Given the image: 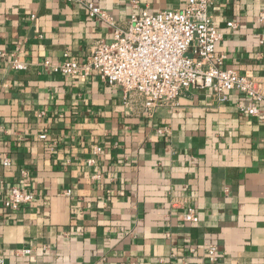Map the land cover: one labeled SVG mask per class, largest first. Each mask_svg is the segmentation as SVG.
I'll return each mask as SVG.
<instances>
[{"label":"crops","instance_id":"crops-1","mask_svg":"<svg viewBox=\"0 0 264 264\" xmlns=\"http://www.w3.org/2000/svg\"><path fill=\"white\" fill-rule=\"evenodd\" d=\"M89 1L123 23L187 0ZM262 10L264 0H214L223 67L264 77ZM111 31L75 2L0 0L1 264H264V105L244 115L237 92L222 101L191 87L148 116L95 72L66 77L43 64L64 51L82 60ZM11 52L26 69L11 67ZM12 185L34 197L7 211L1 200ZM188 207L196 222L182 219ZM26 247L35 251L15 252Z\"/></svg>","mask_w":264,"mask_h":264},{"label":"built area","instance_id":"built-area-1","mask_svg":"<svg viewBox=\"0 0 264 264\" xmlns=\"http://www.w3.org/2000/svg\"><path fill=\"white\" fill-rule=\"evenodd\" d=\"M82 5L87 17L108 24L111 39L94 41L82 60L63 52V59L43 64L53 72L66 77L86 78L95 72L108 85L120 89L122 103L129 109H138L150 116L162 106H177L179 95L191 87H209L219 100L228 99L231 91L245 100L238 103L241 114L256 116L264 105V77L247 75L232 68L223 67V54L215 53V45L222 38L210 15L214 0H187L180 9H165L150 12L142 9L130 13L123 23L116 21L107 10L89 0H67ZM30 18L36 25L37 17ZM259 21L264 22V10L259 13ZM235 27L233 20L226 21ZM6 53L0 50V56ZM10 65L16 70H24L27 63L18 59L15 52L10 54ZM167 128L158 129L159 132ZM45 138L46 133H41ZM100 150L95 146L88 164L95 162L94 155ZM3 166L10 164L7 154L2 155ZM97 176V175H95ZM69 194V190L64 192ZM34 194L19 185L9 187L1 200L5 210L14 211L33 200ZM182 219L196 222L198 214L188 207ZM45 249V247H41ZM216 246L205 247L210 262L217 258ZM34 248H17L18 255L26 256ZM0 259V264H1ZM135 264V263H130Z\"/></svg>","mask_w":264,"mask_h":264}]
</instances>
